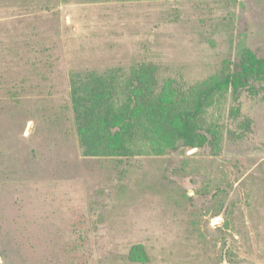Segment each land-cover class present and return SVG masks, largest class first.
Here are the masks:
<instances>
[{"label": "rangeland", "instance_id": "374dc122", "mask_svg": "<svg viewBox=\"0 0 264 264\" xmlns=\"http://www.w3.org/2000/svg\"><path fill=\"white\" fill-rule=\"evenodd\" d=\"M33 1L0 0V264H133L134 245L148 264H264L260 94L250 128L227 99L219 148L133 159L129 181L84 155L71 111L76 72L151 60L198 81L263 55L264 0Z\"/></svg>", "mask_w": 264, "mask_h": 264}, {"label": "trees", "instance_id": "16d2710c", "mask_svg": "<svg viewBox=\"0 0 264 264\" xmlns=\"http://www.w3.org/2000/svg\"><path fill=\"white\" fill-rule=\"evenodd\" d=\"M101 1L144 0H82ZM27 2L24 5H34L33 0ZM180 74L179 69L151 60L127 68L73 73L72 121L84 155L105 159L113 166L130 163L124 169L127 174L120 171L129 181L139 169L133 168V159L170 156L182 147L219 148L222 127L216 117L222 118V112L217 115L215 108L232 99L237 106L230 107V115L238 120L239 128L242 99L256 98V93L264 98V54L259 56L251 48L241 50L235 67L210 79L193 81ZM243 124L240 130L250 128L252 122L245 119ZM149 260L140 245H134L126 257L133 264Z\"/></svg>", "mask_w": 264, "mask_h": 264}]
</instances>
